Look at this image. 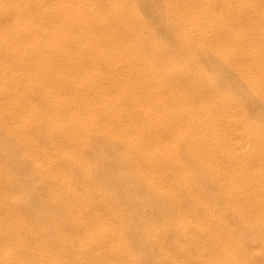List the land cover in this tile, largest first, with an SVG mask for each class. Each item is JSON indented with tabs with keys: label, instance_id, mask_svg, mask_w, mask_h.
I'll return each instance as SVG.
<instances>
[{
	"label": "bare ground",
	"instance_id": "1",
	"mask_svg": "<svg viewBox=\"0 0 264 264\" xmlns=\"http://www.w3.org/2000/svg\"><path fill=\"white\" fill-rule=\"evenodd\" d=\"M255 4L0 0V155L19 151L0 158V264H140L124 236L139 224L172 264L169 224L216 240L208 188L247 210L242 188L264 197L262 123L203 61L264 104L262 40L235 25Z\"/></svg>",
	"mask_w": 264,
	"mask_h": 264
},
{
	"label": "rangeland",
	"instance_id": "2",
	"mask_svg": "<svg viewBox=\"0 0 264 264\" xmlns=\"http://www.w3.org/2000/svg\"><path fill=\"white\" fill-rule=\"evenodd\" d=\"M252 1H253L254 4L256 3L253 6L254 8L248 7L250 10H246L245 9L247 11V14L244 13L246 11L243 10V12H241V13L242 14L244 13V15H246V16H244L243 18L239 19V22L237 21L238 23L237 22L235 23V25L237 24L236 27H238V28H239V26L248 28V31H249L248 39L251 38V39H249V41L252 40V42L251 43L249 41H246V42L249 43L250 45H253L254 41L257 42L258 38H260L264 42V40H263L264 39V36H263V34H264V26H263V24H264L263 23V21H264V15H263L264 11H263L262 16H260L261 14L259 15L258 14L259 12H257L255 10V7H256L257 4H258L257 7L259 6L262 10L264 9V0H261L262 2L260 0H256V1L252 0ZM234 12L236 13L237 11L234 10ZM241 13H240V16H242ZM238 15H239V13H238ZM247 15H249V16L247 17ZM250 16H251V18H250ZM248 18H249V20H251V22L253 20V22L252 23L244 22V19H245V21H247ZM241 20H242V22H241L242 24L240 23ZM254 20L255 21L257 20V21L255 22ZM255 23H257V24H255ZM260 23L261 24L263 23V24L261 25ZM258 25H259V27H257ZM256 27H257L258 31H261V32H258ZM260 27H262V28L260 29ZM250 29H252V30H250ZM254 30L256 31L255 33H253ZM259 33H260V35H257ZM254 34H256L257 36L254 35ZM253 35L255 36V38L257 40L254 38V41H253V38H252ZM259 36H261V37H259ZM248 39H246V40H248ZM262 41L260 42V43H262V44H260L261 45V51H262V49H264V47H262V46H264V43ZM263 51H262V53L264 54ZM203 57L202 58H203V61L205 63L204 65H206L208 68H212L213 70L216 71V73L221 71V72H219V75H218L217 86L218 87H220V86L221 87H227V90H229L231 92H232V90H234L235 92L234 91L232 92L234 97L242 105L244 104L243 106H245V109H246L245 112H247V115H249V117L251 116L250 120L251 119L255 120V118H256L257 120H255V121L259 122L260 124L262 123V126L264 128V104L261 101H259L256 98L255 95L251 94V92H249L248 90H246L244 88V86H242L243 84H241V82H239L237 77L235 75H233L234 73L230 69H228L227 67L223 66L222 64L220 65V63H218V62L216 63L215 59H213L211 56H209L207 54L204 55ZM230 78H232V79H230ZM226 83H227V86H226ZM237 94H238V96H237ZM247 107H248L249 110L247 109ZM254 110H255V112H254ZM251 112H253V113H251ZM12 146L13 147L15 146L14 141H9V143L5 142L4 147H6V148L8 147L11 150L8 151V149H6V151H8V152H6L7 154H4V155L2 154L4 156L3 157L4 159L8 158L9 160L14 161V160H12V158H14L15 156H16L15 160L18 158L17 155H18L19 151H17L18 150L17 147L16 148L14 147V150H16L17 152L16 151L11 152V151H13L12 150L13 148H11ZM110 146H108L109 150H111L113 148V146H111V148H110ZM8 154H10V155H8ZM2 155H0L1 159H3ZM6 155L9 156V157H7ZM5 157H7V158H5ZM107 189H110V188H107ZM111 189L118 190V189H122V188H111ZM142 189L144 190V188H142ZM142 189L139 188V190H142ZM242 189L246 191L245 192L246 193L245 194L246 202H253L252 203L253 207L248 209L249 211L247 210L246 207H244L243 201L242 200L239 201L237 199V197H238L237 194L234 195L235 198L231 202L230 200L226 199L223 196L222 191L220 190V188H208V191H210L213 194V196H212L213 199H212L211 203H209L208 206L210 207L211 212L214 214V217L217 218L216 221L218 223V229H216L215 232H213L214 236H215V239H216L215 241H214V238L212 237L213 236L212 233L207 236V231L204 233V235L206 234L205 236H207V237H205V239H204V236H202L203 239H202V237L200 238L199 234H196V233L199 230L204 231L205 228L202 227V226L192 227L191 223L195 222V221H193L192 218L188 220V221L192 220V221H190L189 225L186 223V221L181 220V222L183 221L185 223L183 225L184 226L186 225L185 226L186 230L185 229H181L182 231L181 230L177 231L170 224H169L170 228L167 227V223L164 225V226L167 227V243L166 242H164V243L167 244V245L170 244L169 245V249H170V246H172L175 249L174 250L172 248L173 251L172 250L169 251L172 264H196V263L197 264H226V263L228 264V261H230V260H231V262H229V264H264V221L263 222L262 221L261 222H255L254 219H250L249 218V219L245 220V218L238 216V213H243V211L246 212L247 214H250V216L251 215H256L255 213L258 210H261V211L264 212V197L260 196V194L256 190V188H242ZM254 189H255V192H254ZM247 195H248V197L246 198ZM255 197H257V198H255ZM239 203H241V204H239ZM159 205H158V207H159ZM165 206H167V207H165ZM239 206H241V209H239ZM164 208L165 209L169 208V210H171V209L174 210V206H172L170 204L164 205ZM151 215L154 218L151 216L150 220H153V222L155 223V221L157 220V215L155 213H153ZM131 222H133V223H131ZM129 223H131L132 226H135V223H136V225L139 224L138 220L136 221V219L130 220ZM139 225H138V227L135 226L136 229H135V227H133L134 230H133V228H131L130 229L131 231H128L127 233L124 234V236L127 237L126 239L128 240L127 241L128 244L130 243L129 245H131L132 248L134 247L133 249H135V251L134 250L133 251L136 252V253H139L141 255L139 263L140 264H167V263L171 264V262L169 260L165 259V257L162 256V254L160 253L161 251H160L159 247L156 246V244H155V242H156L155 240L156 239L155 240L152 239L154 241V242H152L151 239L149 240L146 237L142 238L143 237L142 231H141L142 226H139ZM156 225H157V223L153 224V226H156ZM127 227H126V229H127ZM196 229H197V231L195 232L194 230H196ZM169 230H171V231H169ZM182 232H184V233H182ZM216 232L217 233L220 232V233L217 234ZM168 238H169V240H168ZM230 238H231V240H230ZM148 241H149V243H148ZM236 241H237V243H236ZM204 242L207 243V246H204L203 249H202V245H203ZM214 242H216V243L217 242H221L224 245V249L220 250L219 248H217L214 245ZM231 243L232 244L234 243V244L232 245ZM148 244H149V246H148ZM237 245H238V247H237ZM174 246H176V247H174ZM214 246H215V248H214ZM149 248H150V250H149ZM200 248H201V251H200ZM146 249H147V251H146ZM176 249H177V251H176ZM202 251H203L204 254L202 253ZM235 251H236V253H235ZM156 252H157V254H156ZM142 253H143V255H142ZM141 258H143V259H141ZM204 259H205V261H204Z\"/></svg>",
	"mask_w": 264,
	"mask_h": 264
}]
</instances>
